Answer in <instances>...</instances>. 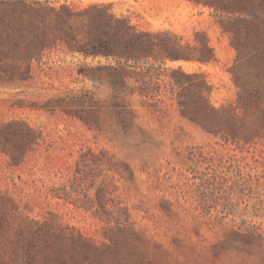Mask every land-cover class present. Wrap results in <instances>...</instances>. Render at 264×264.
<instances>
[{"label": "rangeland", "instance_id": "rangeland-1", "mask_svg": "<svg viewBox=\"0 0 264 264\" xmlns=\"http://www.w3.org/2000/svg\"><path fill=\"white\" fill-rule=\"evenodd\" d=\"M66 2L110 3L138 27L171 30L183 42L204 30L215 60L165 66L202 71L214 105H237L232 75L243 78L249 68L236 59L231 33L217 21L225 15L212 6ZM97 60L105 62L57 45L34 63L30 78L0 82V264H264V136L226 140L182 116L176 103L138 95L131 97L136 117L124 130L107 103L108 87L77 73L80 63ZM74 95L86 101L79 111L61 104ZM94 116L100 124L88 126L84 118ZM100 191L105 209L125 207L131 229L99 218ZM29 230L52 236L33 237L29 246L20 236ZM86 247L90 258L81 255Z\"/></svg>", "mask_w": 264, "mask_h": 264}, {"label": "trees", "instance_id": "trees-1", "mask_svg": "<svg viewBox=\"0 0 264 264\" xmlns=\"http://www.w3.org/2000/svg\"><path fill=\"white\" fill-rule=\"evenodd\" d=\"M193 1L225 15L217 20L221 31L231 33L236 59L249 68L243 78L232 75L239 87L237 105H214L210 100L212 84L202 71L188 73L181 66H165L166 60L204 64L215 60V48L204 30L194 31V42H183L182 36L171 30L138 27L104 2L77 8L66 0H0V82L14 84L30 78L34 63H41L44 52L62 45L66 52H76L84 59L105 58V62L80 63L77 73L82 80L108 87L107 103L124 130L134 122L136 111L131 97L138 95L154 104L166 100L176 103L182 116L226 140L248 141L264 136V0ZM160 94L165 99L158 98ZM85 102L74 95L61 104L79 111ZM92 118L84 120L88 126H98L100 118ZM26 129L29 134L34 132L29 125ZM7 134L4 132L5 137ZM96 200L102 208L97 211L100 219L108 223L114 220L118 230L131 229L125 207L115 203L113 209H105L107 199L101 191ZM20 236L30 246L33 237L47 239L52 234L37 231L34 235L29 230ZM55 246L57 255H62L63 248ZM81 255L90 258L87 247Z\"/></svg>", "mask_w": 264, "mask_h": 264}]
</instances>
